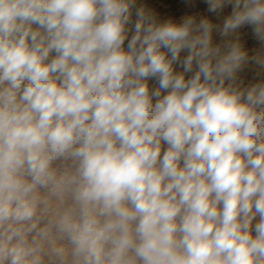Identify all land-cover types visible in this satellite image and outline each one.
Listing matches in <instances>:
<instances>
[{
  "label": "clouds",
  "instance_id": "1",
  "mask_svg": "<svg viewBox=\"0 0 264 264\" xmlns=\"http://www.w3.org/2000/svg\"><path fill=\"white\" fill-rule=\"evenodd\" d=\"M0 264H264V0H0Z\"/></svg>",
  "mask_w": 264,
  "mask_h": 264
}]
</instances>
